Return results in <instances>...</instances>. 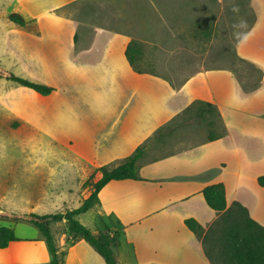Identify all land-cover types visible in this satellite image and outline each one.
<instances>
[{"label":"crops","instance_id":"0c3cea01","mask_svg":"<svg viewBox=\"0 0 264 264\" xmlns=\"http://www.w3.org/2000/svg\"><path fill=\"white\" fill-rule=\"evenodd\" d=\"M90 1L107 2L106 14L118 27L122 23L126 28L131 15H137L145 23L144 30L160 39L163 48V39L179 34L176 29L172 34L165 31L164 21L210 22L213 15L217 21L224 6L237 16L238 1L243 0H204L207 7L199 19L191 17L189 0H135L134 4L132 0H19L24 2L27 23L20 26L11 21L14 25L4 33V47L13 61L0 66L15 75L25 71L26 78L53 88L47 95L30 88L34 104L27 113L14 102L6 105L31 130L39 127L49 136L46 151H62L81 166L83 177L64 178L66 182L75 179L79 189L99 166L120 164L152 140L159 128L188 114L191 105L211 103L220 129L213 131L216 138L209 140V133L200 134L197 127L164 129L156 139L158 145L147 146L138 159L139 178L107 182L98 193V203L75 218L94 233L106 228L117 232L112 248L119 264H226L223 258L212 261L205 252L203 236L222 212L207 205L202 190L222 183L227 208L239 202L264 227V186L257 182L264 175V0H246L253 21L234 44L236 56L261 71L260 83L252 88H245L228 64L203 62L193 65L196 70L175 84L137 66L142 50L136 62L141 72L136 71L125 54L132 34L113 25L82 29L81 21L62 11L69 4ZM132 7L137 11L133 13ZM161 53L155 52L156 68H174L177 62L163 61ZM13 82L5 98L15 90H28ZM207 115L199 110L193 117L205 119ZM154 149L171 152L153 157ZM79 189L65 187L49 197V203L38 202L29 212L73 209L88 196ZM90 210L92 217L87 216ZM187 218L199 223L200 235L185 225ZM97 219L101 224H95ZM52 235L58 252L64 253L63 264H106L87 241H67L71 237L67 233ZM17 238L0 248V264L50 263L51 254L39 229L36 236Z\"/></svg>","mask_w":264,"mask_h":264},{"label":"rangeland","instance_id":"374dc122","mask_svg":"<svg viewBox=\"0 0 264 264\" xmlns=\"http://www.w3.org/2000/svg\"><path fill=\"white\" fill-rule=\"evenodd\" d=\"M191 1L193 2V0H189L191 7L187 4V7H190L189 10H191L189 11V13L191 12V17L193 19L203 18L205 14L203 9L207 7L204 0H194L193 3ZM25 3L27 2L25 1ZM40 3L38 7L42 9L43 3ZM105 3L107 2H75L64 7L62 11L81 21L82 29L93 28L95 25H100L101 28H107V26L112 25L118 27L116 22L111 23V18L106 14L108 8ZM134 3L135 0H132V4ZM238 3L237 16L235 14L232 15L230 13L232 10L224 6L223 14L217 21H215V18L218 17L217 15H213L214 19L210 22L185 19L174 23L164 21L165 31L171 33V31L176 29L179 34L176 38L168 36L163 39V48L158 44L160 39L157 40L150 37L149 34L152 32L144 30L145 23L138 21L137 15H131L126 28H123L122 23L118 28L132 34V41L136 42L142 50L144 55L137 64L142 71L162 74L171 82L178 84L187 75L196 70L193 65L196 66L201 62L209 65L228 64L233 68L243 86L252 88L260 83L262 78L261 71L248 62L240 60L235 54L234 44L252 23L253 14L247 6L246 0L238 1ZM102 7L106 9L102 10ZM137 8H134L136 9L134 10L132 7L134 10L132 12L137 11ZM23 9L25 10L24 2L21 4L19 0H0V66L4 64L10 65L11 61H13V58L4 47V33L14 25L7 15L10 12H18L24 17ZM115 9L118 10L119 7ZM172 41L175 45H171ZM156 51L162 52L163 61H169V63L173 60L176 61L174 68L157 69L155 64ZM182 66L188 67L183 69ZM16 74L27 77L25 71L22 70ZM12 83H14L13 80L7 76H0V210L12 212L15 216L0 215V225L13 227L17 236L33 237L37 235L38 229L30 222L34 217L31 215L32 212H29V209L38 202L49 203L51 201L49 197L65 187L74 191L77 188L79 189L80 183L75 179H72L71 182H66L64 178L83 177V175L81 166L74 159L67 157L66 153L57 150L46 151L44 149V146H50L51 139L41 128L38 127V130L34 132L25 120L14 116L7 108L6 104L14 102L19 104L22 110L27 113V108L34 104L32 95L29 94L30 88L26 90L27 92L15 90L5 98L4 95ZM200 109L207 110L206 114L208 113V115L205 119L194 118L196 112ZM187 112L189 113H183L179 118L167 124V129L173 130L177 127L193 129L197 127V132L200 134H203V131L207 134L210 131L220 130L216 121V114L213 111H209L205 105L195 103L189 107ZM174 134L175 132L168 137V141H171ZM181 134V131L176 132L178 136ZM156 142H158L156 139L149 140L146 143V147L151 146L153 148L158 145ZM170 150L162 149L157 153V150L154 149L152 156L163 155L166 152H171ZM68 162H71V167H69ZM78 191L81 194L82 192L88 194L87 187L84 184ZM58 210L52 213H57ZM65 211L62 210L61 212ZM92 213V210H90L87 216L92 217ZM96 223L101 224V221L99 222L97 219L95 220ZM49 226L53 233L60 235L64 233L70 234L67 222L64 219L51 221ZM70 239L71 237L67 241ZM121 239L123 240L122 236Z\"/></svg>","mask_w":264,"mask_h":264},{"label":"trees","instance_id":"16d2710c","mask_svg":"<svg viewBox=\"0 0 264 264\" xmlns=\"http://www.w3.org/2000/svg\"><path fill=\"white\" fill-rule=\"evenodd\" d=\"M7 17L10 21L20 26H25L27 23L18 12H10ZM125 54L131 66L136 71L141 72L140 69L136 68V62L141 55L139 45L131 40L126 46ZM9 78L42 95H47L53 90L49 85L35 82L13 73ZM197 103L205 105L209 111H213L217 115V111L211 103ZM186 110H189V108ZM200 111L206 112L207 110L200 109ZM167 126L159 128L153 135V139L160 138ZM217 136L213 131H210L207 138L212 140ZM145 149L146 144L138 146L132 154L118 165L99 166L85 181L84 186L89 187V194L79 206L65 212L52 214L39 215L31 213L34 219L30 220V222L43 234L51 254L49 264H63L64 253L58 252L49 226L51 221L63 219L67 222L72 241L83 239L104 258L106 264H119L112 248L117 241V232L111 233L110 229L106 228L94 233L76 219L75 216L86 212L98 203V193L107 182L139 178L137 175V161L143 155ZM257 182L260 186H264V175L259 176ZM202 194L210 208L222 212L203 236L205 252L211 260L214 261L218 257L223 258L226 264H264V227L251 218L247 209L239 202L235 201L227 208L225 190L222 183H213L205 186ZM184 223L194 233L199 235L202 233V227L194 219L187 218ZM17 239L12 227L0 225V248L7 247L10 242Z\"/></svg>","mask_w":264,"mask_h":264},{"label":"water","instance_id":"95a60500","mask_svg":"<svg viewBox=\"0 0 264 264\" xmlns=\"http://www.w3.org/2000/svg\"><path fill=\"white\" fill-rule=\"evenodd\" d=\"M0 76H11V73L6 71L5 69H3L2 67H0ZM0 215H11V216H15L14 213L9 212V211H3L0 210Z\"/></svg>","mask_w":264,"mask_h":264}]
</instances>
